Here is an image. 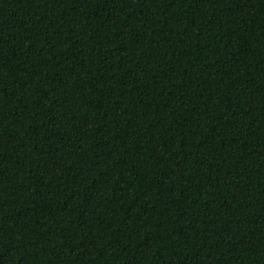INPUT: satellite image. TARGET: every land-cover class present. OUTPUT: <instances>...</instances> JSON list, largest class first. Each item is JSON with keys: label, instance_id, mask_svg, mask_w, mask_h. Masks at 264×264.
Here are the masks:
<instances>
[{"label": "trees", "instance_id": "16d2710c", "mask_svg": "<svg viewBox=\"0 0 264 264\" xmlns=\"http://www.w3.org/2000/svg\"><path fill=\"white\" fill-rule=\"evenodd\" d=\"M0 264H264V0H0Z\"/></svg>", "mask_w": 264, "mask_h": 264}]
</instances>
